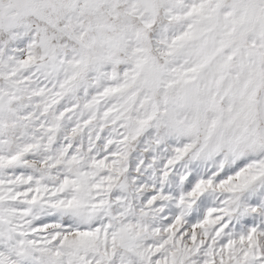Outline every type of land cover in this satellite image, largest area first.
Segmentation results:
<instances>
[{
  "label": "snow or ice",
  "instance_id": "6c2138e0",
  "mask_svg": "<svg viewBox=\"0 0 264 264\" xmlns=\"http://www.w3.org/2000/svg\"><path fill=\"white\" fill-rule=\"evenodd\" d=\"M0 264H264V0H0Z\"/></svg>",
  "mask_w": 264,
  "mask_h": 264
}]
</instances>
